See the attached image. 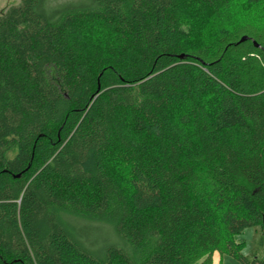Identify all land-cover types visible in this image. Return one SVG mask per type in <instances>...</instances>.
Returning <instances> with one entry per match:
<instances>
[{"label":"trees","instance_id":"1","mask_svg":"<svg viewBox=\"0 0 264 264\" xmlns=\"http://www.w3.org/2000/svg\"><path fill=\"white\" fill-rule=\"evenodd\" d=\"M263 50L264 0L0 13V264H264L234 241L264 231Z\"/></svg>","mask_w":264,"mask_h":264},{"label":"rangeland","instance_id":"2","mask_svg":"<svg viewBox=\"0 0 264 264\" xmlns=\"http://www.w3.org/2000/svg\"><path fill=\"white\" fill-rule=\"evenodd\" d=\"M18 2L19 0H0V13L8 7L18 4ZM190 10V17L186 21L190 45L198 47L209 43L212 28L216 26L219 18H215L203 6H191ZM257 11L258 7H246L244 4H240L237 8L236 17L242 21V19L252 17ZM15 153L16 150L10 153L9 157H13ZM120 174L123 175L124 173L120 171ZM234 241L240 250L239 253L249 261L253 259L264 260V231L260 228L246 229L235 237ZM212 261L213 264H241L234 258L227 255L220 256L218 253L213 254Z\"/></svg>","mask_w":264,"mask_h":264},{"label":"water","instance_id":"3","mask_svg":"<svg viewBox=\"0 0 264 264\" xmlns=\"http://www.w3.org/2000/svg\"><path fill=\"white\" fill-rule=\"evenodd\" d=\"M246 39H247L246 37L241 38L240 41H239V43L244 42ZM253 45L255 47L259 48V45H257L255 42H253ZM263 54H264V50H263Z\"/></svg>","mask_w":264,"mask_h":264}]
</instances>
